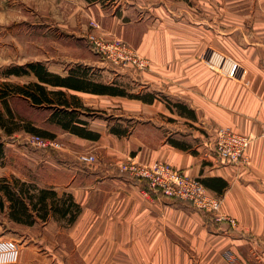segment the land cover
Wrapping results in <instances>:
<instances>
[{
	"label": "crops",
	"instance_id": "0c3cea01",
	"mask_svg": "<svg viewBox=\"0 0 264 264\" xmlns=\"http://www.w3.org/2000/svg\"><path fill=\"white\" fill-rule=\"evenodd\" d=\"M122 1L101 31L149 61L127 75L143 100L135 111L123 108L117 130L92 129L100 135L87 141L99 155L94 168L58 167L55 177L32 182L70 195L79 213L67 229L23 228L14 264H229L225 250L236 264H264V0ZM218 127L252 139L247 165L220 164L209 152ZM128 159L165 162L203 181L236 225L147 193L118 173Z\"/></svg>",
	"mask_w": 264,
	"mask_h": 264
},
{
	"label": "rangeland",
	"instance_id": "374dc122",
	"mask_svg": "<svg viewBox=\"0 0 264 264\" xmlns=\"http://www.w3.org/2000/svg\"><path fill=\"white\" fill-rule=\"evenodd\" d=\"M123 5L125 4L122 0H99L93 3H88L86 0H0V143L4 146L3 158L0 161V185L4 181L10 184L14 180L34 184L33 181L55 177L58 167L94 168L100 161L98 154L87 150V146H93L87 142L90 140L80 139L79 144H76L70 140L71 134L49 121L52 112L62 108L58 105L59 102H65L69 111L75 110L78 118L87 123L88 130H98L101 134L117 130L116 120L125 112L123 108L136 110L134 106L138 99L135 98L141 96L137 94L136 81H132L130 77L135 78L142 71L138 72L130 66L121 68L113 65L95 51L91 43L92 39L102 40L105 43L117 40L145 59L148 63L145 70L149 68V61L139 55L132 46L117 36H106L101 31L107 19L112 14L118 15ZM30 63H41L48 72L62 78L72 73L84 76L90 82L112 86L127 96L111 99V96L92 95L47 86L50 92L61 91L62 98L50 96L55 106L45 104L34 106L30 100L16 94L13 87L28 89L29 85L37 82V78L33 74L18 76L8 74L11 69L25 67ZM128 73L131 74L130 77L127 76ZM5 94L10 95L3 97ZM132 122L128 123L127 127L135 126ZM30 128L46 132L51 137H42L40 133L29 132ZM32 136L52 140L59 143L62 148L61 150L37 149L29 143ZM79 153L94 155L95 162L92 164L78 162ZM126 162L128 161L117 166L119 174L140 184L147 193L185 203L188 209L196 211L190 204L154 193L144 181L134 179L128 173H122L119 168ZM48 163L53 164L55 168L46 165ZM44 167L50 168L51 172ZM56 193L57 197L53 203H57L59 208L64 203L66 206L68 194ZM3 196L0 192V199L2 198L8 206ZM48 202L50 204L52 201L48 200ZM7 211V207L3 212L0 210V241H7L16 246L17 259L19 246L24 241L23 228L48 222L67 229L75 221L69 222L70 215L62 218L59 214H50L44 222L38 220L32 226L19 227L7 221L5 217ZM53 235L55 234L50 233L49 241H52Z\"/></svg>",
	"mask_w": 264,
	"mask_h": 264
},
{
	"label": "built area",
	"instance_id": "2783aa9c",
	"mask_svg": "<svg viewBox=\"0 0 264 264\" xmlns=\"http://www.w3.org/2000/svg\"><path fill=\"white\" fill-rule=\"evenodd\" d=\"M91 43L95 51L115 66L121 68L130 66L138 72L148 67L145 59L117 40L105 43L102 40L92 39ZM260 138L264 139V128ZM208 140L209 152L218 163L247 165V150L252 142L249 136L240 134L229 127H218L211 130ZM29 143L42 150H61L62 148L59 143L39 136H32ZM77 160L83 164H92L95 162V156L79 153ZM127 161L120 166V171L128 173L134 179L144 181L150 191L186 202L197 212L212 214L216 222L226 223L232 227L236 225L233 218L219 214L221 200L211 195L199 179L192 178L165 162L141 164L132 160ZM17 256L18 250L14 244L0 241V264H14ZM222 257L229 264H236L235 255L231 250H225Z\"/></svg>",
	"mask_w": 264,
	"mask_h": 264
},
{
	"label": "trees",
	"instance_id": "16d2710c",
	"mask_svg": "<svg viewBox=\"0 0 264 264\" xmlns=\"http://www.w3.org/2000/svg\"><path fill=\"white\" fill-rule=\"evenodd\" d=\"M88 3L97 2L99 0H86ZM8 74L12 75H28L33 74L37 78V82L28 86V89L13 87V91L16 94L23 96L25 99L31 101L34 106H55V103L50 98V96H58L62 98L63 93L61 91L50 92L47 90V86L58 87L63 89H68L76 92H83L92 95H102L111 97H126L124 92L116 90L112 86H107L103 84H96L87 80L84 76H78L75 74H70L67 77H60L54 75L47 71L41 63H30L25 67L13 68ZM10 94H5L3 97H7ZM1 97V98H3ZM136 97V96H135ZM135 99L143 100V97H136ZM144 101H151L145 100ZM59 106L62 108L55 109L52 112L49 121L57 126H59L65 132L76 136L80 139L97 141L99 135L87 129V123L78 118L75 110H68L67 104L64 102H59ZM29 132L40 133L42 137L49 136L50 134L46 132H41L36 128H30ZM4 146L0 143V161L3 158ZM204 184L203 181H201ZM205 185V184H204ZM0 192L4 195L6 199V204L0 199V210L3 212L7 207L6 219L8 222L32 226L38 220L44 222L47 220L50 214H59L62 218L70 215L69 222L72 223L78 213L79 207L73 201L70 195H66V206L53 203L54 199L57 197V193L54 190L48 189H38L34 184H28L25 182H20L14 180L12 183L3 182L0 185ZM51 200L52 202H48Z\"/></svg>",
	"mask_w": 264,
	"mask_h": 264
}]
</instances>
